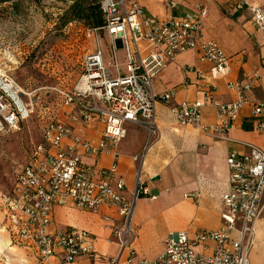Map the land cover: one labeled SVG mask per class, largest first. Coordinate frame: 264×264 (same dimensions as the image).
Wrapping results in <instances>:
<instances>
[{"label": "built area", "instance_id": "1", "mask_svg": "<svg viewBox=\"0 0 264 264\" xmlns=\"http://www.w3.org/2000/svg\"><path fill=\"white\" fill-rule=\"evenodd\" d=\"M98 3L104 21L97 27L82 28L80 34L88 40L90 48L82 56L75 83L71 89L53 87L63 101L66 117L53 118L44 125L42 142L31 149L10 191L2 193L4 223L11 243L32 250L41 263L52 256L73 262L81 255L93 253L90 235L77 227L51 231L54 208L71 205L98 211L108 205L119 216L113 232L120 251L110 259L112 264L119 263L125 250L129 264H249L254 224L264 208V144L252 143L244 144L243 153L228 154L229 187L222 195L223 224L219 229H200L193 237L185 230L170 231L160 254L133 261L135 201L148 192L140 169L136 172L132 194L126 197L122 193L124 181L116 177V150H113L112 163L99 169L86 162L85 157L99 156L110 147L115 149L126 136L129 123L146 130L147 143L155 140L159 134L155 105L169 103L174 91L156 92L152 80L178 54L196 50L200 60L211 63L213 75L228 73L229 59L215 41L203 37L201 21L206 13L203 8L196 15L159 18L146 14L138 0H98ZM172 4L169 0L168 5ZM244 7L250 11L253 24L264 32V10L245 0L234 8ZM100 37L105 38L108 46L107 63L100 48ZM142 43H146L144 48ZM258 77L253 72L245 82L236 83L235 100L220 102L207 91L191 103L171 106L172 114L181 124L191 123L201 132L224 137L240 109L251 104V120L257 129L264 131V96L251 102L244 94L253 88ZM38 90L25 91L0 67V133L17 130L30 116ZM31 95L29 101L25 100V96ZM207 104L215 108L218 123L203 122L202 108ZM94 123L102 127L96 144L75 133L76 126ZM194 196L193 193L185 195ZM209 240L214 242L211 253L195 250L196 245H205Z\"/></svg>", "mask_w": 264, "mask_h": 264}, {"label": "crops", "instance_id": "2", "mask_svg": "<svg viewBox=\"0 0 264 264\" xmlns=\"http://www.w3.org/2000/svg\"><path fill=\"white\" fill-rule=\"evenodd\" d=\"M138 0L146 14L159 18L196 15L203 8L201 30L206 39L215 41L229 61V72L213 75L211 63L200 60L196 50L178 54L155 76L152 83L156 92L173 89L169 103L157 102L155 116L159 134L147 143L146 130L134 124L126 125V136L114 148L99 156H86L85 161L97 169L107 167L118 153L116 177L124 181L122 193L130 197L135 186L137 170L147 188V194L135 201L132 223L136 230L133 241V261L152 259L165 247L170 231L188 232L193 237L200 229L217 230L223 222L222 195L228 190L227 158L231 151L243 153L245 143L264 144V131L251 120V104L244 105L238 117L231 121L224 137L201 132L191 123L181 124L173 116L171 106L191 103L210 91L220 102L237 98L236 83L248 80L253 72L259 74L253 88L244 92L251 102L264 96V32L251 20L250 11L235 9L242 0ZM264 10V0H245ZM10 6V7H9ZM0 7L12 8L11 3ZM146 43H142V48ZM232 86V87H231ZM203 122H219L215 108L209 104L202 108ZM264 118V114H263ZM101 125L76 126L75 133L96 144L101 136ZM12 188V187H11ZM193 193V198L185 195ZM264 200V196H263ZM5 214L0 207V264H112L110 259L119 254V242L113 232L119 216L114 207L104 205L90 211L71 205L56 206L52 213L50 230L77 227L86 230L91 238L93 253L81 255L73 262H64L52 256L41 263L34 252L11 243L5 228ZM109 217L111 220H106ZM234 234V233H233ZM254 244L249 252V264H264V208L254 224ZM214 242L196 245L200 253H211ZM125 250L118 264L126 262Z\"/></svg>", "mask_w": 264, "mask_h": 264}, {"label": "rangeland", "instance_id": "3", "mask_svg": "<svg viewBox=\"0 0 264 264\" xmlns=\"http://www.w3.org/2000/svg\"><path fill=\"white\" fill-rule=\"evenodd\" d=\"M15 1L12 8L0 7V67L25 91L40 90L34 96L36 107L20 127L0 133L1 208L2 193L10 191L31 149L42 142L43 126L53 118L66 117L63 101L53 87L71 89L82 56L90 48L80 34L83 24L66 22L72 0ZM100 48L107 63L110 54L104 37H100ZM118 58L122 61L121 51ZM30 98L32 95L25 96L27 101Z\"/></svg>", "mask_w": 264, "mask_h": 264}, {"label": "trees", "instance_id": "4", "mask_svg": "<svg viewBox=\"0 0 264 264\" xmlns=\"http://www.w3.org/2000/svg\"><path fill=\"white\" fill-rule=\"evenodd\" d=\"M8 2L11 3L12 7L16 5L15 0H0V4ZM66 18L68 23L81 22L87 28L100 26L104 21L98 0H72L68 7Z\"/></svg>", "mask_w": 264, "mask_h": 264}, {"label": "water", "instance_id": "5", "mask_svg": "<svg viewBox=\"0 0 264 264\" xmlns=\"http://www.w3.org/2000/svg\"><path fill=\"white\" fill-rule=\"evenodd\" d=\"M119 43V42H118Z\"/></svg>", "mask_w": 264, "mask_h": 264}]
</instances>
